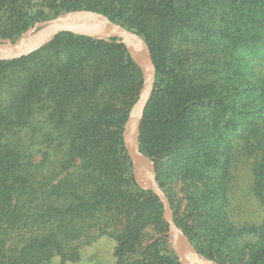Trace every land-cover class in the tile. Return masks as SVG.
<instances>
[{"label": "trees", "instance_id": "16d2710c", "mask_svg": "<svg viewBox=\"0 0 264 264\" xmlns=\"http://www.w3.org/2000/svg\"><path fill=\"white\" fill-rule=\"evenodd\" d=\"M39 3L0 0V42L80 10L145 40L156 76L139 144L172 210L170 182L184 184L186 213L176 224L221 264H264V222L246 255L224 209L233 133L259 153L252 191L264 205V0ZM141 86L116 38L61 32L0 61V264L77 260L90 228L114 220L122 223L115 264H183L167 237L137 249L143 224L168 225L158 197L136 183L122 137Z\"/></svg>", "mask_w": 264, "mask_h": 264}, {"label": "water", "instance_id": "95a60500", "mask_svg": "<svg viewBox=\"0 0 264 264\" xmlns=\"http://www.w3.org/2000/svg\"><path fill=\"white\" fill-rule=\"evenodd\" d=\"M84 21H89L91 24L84 25ZM36 28L38 29L36 30ZM61 32H72L99 39L116 38L126 47L142 74V86L139 90L138 99L131 108L122 131L123 142L132 161L134 179L141 189L152 191L162 203L163 218L173 234L176 242L175 250L183 264H220L213 259L202 256L176 224L169 199L157 181L155 164L140 149V124L156 76L155 65L148 45L141 36L112 22L106 15L91 10H80L72 12L70 19L56 18L29 29L25 34V43L0 42V61L26 56L49 43Z\"/></svg>", "mask_w": 264, "mask_h": 264}, {"label": "rangeland", "instance_id": "374dc122", "mask_svg": "<svg viewBox=\"0 0 264 264\" xmlns=\"http://www.w3.org/2000/svg\"><path fill=\"white\" fill-rule=\"evenodd\" d=\"M38 4H40L39 0ZM71 15L72 12H65L56 18L70 19ZM39 24L40 23L36 26ZM83 24L90 25L91 23L89 21H84ZM25 34L15 42L25 43ZM137 99L138 95L129 106L128 115ZM243 144L242 137L238 136L237 133H233L230 141L231 147L226 174L225 187L227 196L224 209L227 219L240 233L238 245L241 249L246 251L247 255V252L255 247L259 241L258 229L264 222V205L252 191L253 168L255 162L259 158V153L254 148L248 146L243 148ZM170 187L173 216L185 215L187 198L184 184L181 181L172 179ZM162 219L164 220L163 211ZM113 223L114 225H112ZM104 224L105 226L93 225L90 228L89 231L91 236L80 243L79 257L77 260L62 261L60 257H54L49 264H115L114 247L117 242L115 235L117 231L121 230L122 223L119 222V220H114V222L105 221ZM179 228L183 231L181 226H179ZM140 231L141 233L137 243V249L139 251H143L148 246L162 240L164 237H167L168 243L175 249L176 242L168 225H163L158 220H151L143 224Z\"/></svg>", "mask_w": 264, "mask_h": 264}]
</instances>
